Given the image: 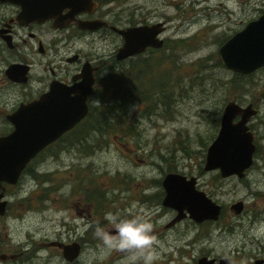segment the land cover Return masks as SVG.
I'll list each match as a JSON object with an SVG mask.
<instances>
[{"label": "flooded vegetation", "instance_id": "af4514ba", "mask_svg": "<svg viewBox=\"0 0 264 264\" xmlns=\"http://www.w3.org/2000/svg\"><path fill=\"white\" fill-rule=\"evenodd\" d=\"M110 1L114 5H106ZM122 2L123 0H91L90 4L77 7L74 15H71L72 9L67 7L57 16L55 14L54 17L39 21L25 14L26 10L32 15L39 12L37 0H0V136L17 132L21 137L24 132L48 131L49 124L61 121V118L52 119L51 116L61 114L62 109L67 106L69 108L71 100L77 106L84 88V77H94L93 92L86 101L87 114L39 151L27 164L21 177L29 171L32 164H39L44 158L63 162L70 158L72 162L77 155L74 154L75 148L88 149L85 133L97 131L101 127L93 124L89 126L88 120L90 116L94 117L102 112L103 89L106 84L104 75L107 71L116 70L126 63L134 65L142 56L166 48V39L162 35L167 29V21H152L150 12H146L142 6H131L129 21H126L124 8L116 6ZM257 7L261 13L250 19H242L240 28L221 46L264 13V0ZM88 22L101 26L89 28ZM113 26L121 29L161 26L162 31L156 37L163 40V44L158 47L148 46L143 52L120 60L117 53L124 39ZM111 33L118 42L109 40ZM97 39L100 42L108 41L111 50L105 52L102 45H95ZM253 106L257 109L254 104ZM257 111L248 122L254 143L255 132L252 125L259 114L258 109ZM238 119L239 117L236 118ZM255 145L253 164L258 150L256 143ZM250 168L242 178L233 176L243 179ZM170 172L183 174L188 180L195 177L196 188L204 190L199 187L197 176ZM168 173L158 181L154 190L153 185H145L143 195L132 188L128 176L115 180L120 182L123 189L117 194L110 193L111 195L96 189L100 187L98 180L78 179L74 184L76 195L72 196L70 202L55 201L59 197L56 198L53 190L24 191L28 194L17 201L16 209L20 208L19 213H12L13 207L7 198L6 187L2 200H7V205L5 212L0 214V264H125V257L121 253L102 251L103 244L97 235V228L115 234L113 226L105 219L107 213H113L121 219L140 217L151 221L157 240V259L154 264H264V234L245 237L242 245L229 249L224 247L227 241L225 236L215 237V225L221 224L225 209L206 190L207 195L222 206L219 218L197 221L188 210H184L182 218L178 219L179 211L164 205L167 194L164 179ZM219 175L221 176L220 172ZM122 192L127 195L124 196ZM239 201L243 202L240 212L231 208L233 203L230 205V210L236 216L243 215L247 210L244 201L236 202ZM51 208L67 213L50 221L46 213L51 211L53 214L54 211L49 210ZM11 215L19 224L13 229L14 238L10 233L5 236L3 234ZM256 216L260 219L255 227L257 230L264 224V209L258 210ZM250 224L248 229L253 227L252 221ZM220 228H224L221 234H225L226 226L222 225Z\"/></svg>", "mask_w": 264, "mask_h": 264}, {"label": "rangeland", "instance_id": "374dc122", "mask_svg": "<svg viewBox=\"0 0 264 264\" xmlns=\"http://www.w3.org/2000/svg\"><path fill=\"white\" fill-rule=\"evenodd\" d=\"M262 1L123 0L122 4L117 3L116 6L124 8L126 21H129L131 6H142L150 12L152 21L166 20L167 29L162 35L166 48L142 56L134 65L125 62V68L132 72L130 76L122 72L123 65H120L111 78L115 81L106 84L103 101L110 103L108 100L115 98L117 88L123 84L134 88L137 83V92H146L149 97L151 80L154 83L160 80L166 103L150 108L138 99L126 102L115 99L117 112L108 120L111 127L101 126L98 133H85L88 149L75 148V160L44 158L39 164H32L17 185L7 186L12 213L20 212L19 207L16 209L17 201L28 194L24 191L53 190L56 198L59 197L55 201L70 202L76 195L74 184L78 179L98 180L100 187L96 189L111 195L123 189L115 180L128 176L132 188L143 195L145 185H153L154 190L166 173L177 171L197 176L199 187L223 205L225 211L221 224L215 225V237L227 238L226 249L242 245L245 237L257 236L255 227L260 219L256 213L264 209V197H261L264 195V123H261L264 121V67L248 75L239 74L224 67L218 49L240 28L242 19L261 13L257 6ZM106 5L112 6L114 2ZM109 40L117 41L112 33ZM99 44L105 52L112 48L108 41L97 39L95 45ZM158 64L163 66L157 70ZM140 67L149 70L134 81L130 77H136ZM230 100L243 106L252 103L259 110L252 125L258 150L253 166L243 179L222 178L217 170H204L207 148L219 131L223 108ZM238 200H243L247 209L241 216L230 210V205ZM49 210L54 211L46 213L50 221L67 213ZM11 217L3 234L10 233L14 238L13 229L19 224ZM251 221L253 227L248 229ZM222 225L226 226L223 235Z\"/></svg>", "mask_w": 264, "mask_h": 264}, {"label": "water", "instance_id": "95a60500", "mask_svg": "<svg viewBox=\"0 0 264 264\" xmlns=\"http://www.w3.org/2000/svg\"><path fill=\"white\" fill-rule=\"evenodd\" d=\"M39 12L25 11V14L44 21L57 16L63 9L70 7L72 14L77 12V7L90 4L91 0H37ZM32 12V9L30 10ZM27 12V13H26ZM89 28H98V23L88 22ZM103 24V23H101ZM113 28L122 35L123 45L119 48L118 59H126L143 52L148 46L158 47L163 40L157 38L162 31L161 26H145L144 28ZM223 65L230 70L240 73H251L264 66V13L240 32L233 35L219 50ZM94 77L85 76L83 91L75 107L74 100L62 109L61 114L51 116L52 119L61 118L60 122L49 124L48 131L17 132L8 136H0V214L6 209L7 200H2L5 184L15 185L19 182L24 169L30 160L49 143L56 140L65 131L79 122L88 112L87 98L93 92ZM54 94V92H51ZM71 107V108H70ZM75 107V108H74ZM53 110V109H52ZM253 104L242 106L235 100L228 101L222 111L219 131L207 148L206 171L219 170L222 177L237 175L245 176V172L254 161L256 145L253 132L249 130V119L257 114ZM239 117L238 120L236 118ZM22 135V134H21ZM197 179L190 180L180 173L170 172L165 176L164 186L167 194L164 205L176 208L179 211L178 219L182 218L184 210L197 221L204 218L218 219L222 206L207 195L204 190L197 189ZM231 208L240 212L243 202L233 203Z\"/></svg>", "mask_w": 264, "mask_h": 264}, {"label": "clouds", "instance_id": "9594fccd", "mask_svg": "<svg viewBox=\"0 0 264 264\" xmlns=\"http://www.w3.org/2000/svg\"><path fill=\"white\" fill-rule=\"evenodd\" d=\"M105 219L113 226L115 234L97 228L103 252L121 253L125 257V264H154L157 240L151 221L140 217L121 219L113 213H107ZM257 232L264 234V224L259 226Z\"/></svg>", "mask_w": 264, "mask_h": 264}, {"label": "trees", "instance_id": "16d2710c", "mask_svg": "<svg viewBox=\"0 0 264 264\" xmlns=\"http://www.w3.org/2000/svg\"><path fill=\"white\" fill-rule=\"evenodd\" d=\"M160 64L157 65L158 66L156 68L157 70L163 66V65H160ZM122 67H123L122 68V72L126 71V75L129 74V76H130L132 74L131 70H129L128 68H125V66H122ZM148 70L149 69H146L144 67H140L138 70H136V77H130V78H134V81H136V80H138L141 77V74H144V72L145 71L147 72ZM115 73H116L115 69H109V71H107L106 76H105V80H106L105 83L106 84H109V82L112 83V82L115 81V79H111ZM154 73H155V71H154ZM122 81H124V80H122ZM162 82L159 80L156 83H154L151 80L150 87H149L148 91H152V95L149 96V97H148V93L146 94V92L145 93L137 92V83L134 85V88L132 86H130V85H127V84L126 85L123 84V86L122 85L121 86L116 85V86H119V88H117V91H116V94H115V98H114V96H112V98L108 100V101H110V103H107V101H103V106H102L103 107V111L102 112H98V115H96L94 117H91V116L89 117V120H88L89 121V126L91 124H93L95 126L101 125L102 127H104V126H107V128L111 127L109 125V121L108 120H109V118L112 115L115 116V113L117 112L116 111L117 108H116L115 99H119V100H123L124 99L125 101L123 100V102L129 101V100L138 99V100H141L142 103L146 104V106L150 107V108L151 107L156 108L157 105H161L162 103H166V97L167 96L160 89V86L163 85ZM106 84H105L104 89H103V96L105 95V93L107 91V88H106L107 85ZM144 110H146V109H144ZM89 132H91V134L92 133H98V130L97 131L91 130Z\"/></svg>", "mask_w": 264, "mask_h": 264}]
</instances>
